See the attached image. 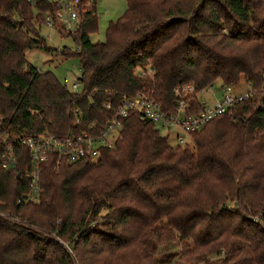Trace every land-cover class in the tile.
Returning a JSON list of instances; mask_svg holds the SVG:
<instances>
[{"label": "trees", "instance_id": "1", "mask_svg": "<svg viewBox=\"0 0 264 264\" xmlns=\"http://www.w3.org/2000/svg\"><path fill=\"white\" fill-rule=\"evenodd\" d=\"M89 1L72 33L50 0H0L1 130L12 138L97 134L139 94L169 115L186 86L194 112L218 81L235 87L243 77L257 92L195 134L193 148L173 147L130 113L96 162L50 158L38 204L20 203L23 164L0 170V264H264V0H127L97 44L98 0ZM43 26L77 49H51ZM31 50L79 59L81 91L30 63ZM169 241L180 252L158 258Z\"/></svg>", "mask_w": 264, "mask_h": 264}, {"label": "built area", "instance_id": "2", "mask_svg": "<svg viewBox=\"0 0 264 264\" xmlns=\"http://www.w3.org/2000/svg\"><path fill=\"white\" fill-rule=\"evenodd\" d=\"M56 5V21L59 25L67 28L72 33L77 31L79 26V14L81 2L85 8L92 7L89 0H50ZM51 26L53 20L47 18ZM152 71L149 70V74ZM145 73H143V76ZM82 85L80 81L76 82L71 88L74 92H79ZM247 91L238 92L235 86H223V96L213 105L202 102L200 99L201 111L194 112L192 98L196 94L193 85L186 86L182 92L176 90L177 101L176 111L167 115L160 106L145 95L139 94L134 98L124 99L121 106L115 110L112 120L97 134L92 132H74L71 131L65 136L54 137L48 134L39 136H13L1 130L2 120L0 118V170L13 171L23 164V178L27 182L29 191L20 199L22 204H38L43 192L41 186L43 165L50 158L57 156L59 160L66 159L69 166L80 161L96 162L102 150H114L120 138L123 124L122 121L130 113H138L142 120H147L154 124L156 128L172 130L178 129L179 133L175 135L178 142L177 147H188L194 141L193 136L201 132L213 120L227 115L238 104L252 99L256 94V89L248 85ZM199 98V96H198ZM107 110H112L113 105L107 103ZM75 111V114H79ZM76 123H80L77 118ZM91 127L90 130H94ZM22 177L21 174H19ZM1 217H7L0 211ZM18 221V220H17ZM19 222V221H18ZM69 255H74L71 245L60 241Z\"/></svg>", "mask_w": 264, "mask_h": 264}, {"label": "rangeland", "instance_id": "3", "mask_svg": "<svg viewBox=\"0 0 264 264\" xmlns=\"http://www.w3.org/2000/svg\"><path fill=\"white\" fill-rule=\"evenodd\" d=\"M127 10V0H98L97 12H98V26L99 31L96 34H93L90 38L93 44L104 43L106 41V31L111 23H116ZM43 37L45 38L47 45L51 49H59L63 47L70 48L72 50L77 49V45L72 38H67V34L62 32V29L51 30L48 26H43L39 29ZM59 54V53H58ZM26 57L30 63L35 65L38 68L43 69L44 71L53 72L56 78L65 86L73 88V85L78 82L79 78L82 75L81 62L79 59H64L63 57L57 56L56 53L42 51V50H31L28 51ZM248 85L245 80L241 79L240 83L236 85L237 91H247ZM81 91V90H80ZM222 84L220 81L215 83L211 88L199 94V99L202 102H207L209 105H213L218 97L222 95ZM217 97V98H216ZM257 99L256 101H258ZM234 116L231 115L230 118ZM220 123V122H218ZM218 123L210 126L207 130H212ZM160 133L163 136L168 137L169 143L173 147L178 146L175 135L179 133L178 129L173 128L172 130L159 129ZM208 131V132H209ZM190 148L194 147V141L189 146ZM231 205H236L235 202H231ZM106 215V213H104ZM102 218V217H101ZM100 217L97 218L99 222ZM182 245H177L174 242H168L164 247L159 248L158 258L163 259L168 254H176L180 252ZM178 261V258L166 262L164 264H175Z\"/></svg>", "mask_w": 264, "mask_h": 264}, {"label": "crops", "instance_id": "4", "mask_svg": "<svg viewBox=\"0 0 264 264\" xmlns=\"http://www.w3.org/2000/svg\"><path fill=\"white\" fill-rule=\"evenodd\" d=\"M223 87V86H222ZM222 96H223V93H222V95L220 96V97H216L217 99H216V101H215V103L218 101V100H220L221 98H222Z\"/></svg>", "mask_w": 264, "mask_h": 264}, {"label": "water", "instance_id": "5", "mask_svg": "<svg viewBox=\"0 0 264 264\" xmlns=\"http://www.w3.org/2000/svg\"><path fill=\"white\" fill-rule=\"evenodd\" d=\"M20 177V176H19Z\"/></svg>", "mask_w": 264, "mask_h": 264}]
</instances>
